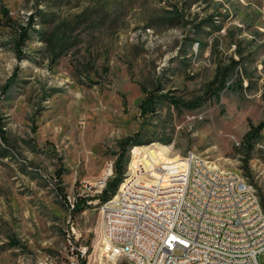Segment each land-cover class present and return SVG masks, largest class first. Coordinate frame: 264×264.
Returning <instances> with one entry per match:
<instances>
[{"label":"rangeland","instance_id":"374dc122","mask_svg":"<svg viewBox=\"0 0 264 264\" xmlns=\"http://www.w3.org/2000/svg\"><path fill=\"white\" fill-rule=\"evenodd\" d=\"M261 123L264 0H0V264H128L109 260L104 199L85 186L135 135L109 196L145 184L136 152L157 145L153 171L194 151L264 210V128L244 139ZM81 193L91 203L70 214L64 195Z\"/></svg>","mask_w":264,"mask_h":264},{"label":"built area","instance_id":"2783aa9c","mask_svg":"<svg viewBox=\"0 0 264 264\" xmlns=\"http://www.w3.org/2000/svg\"><path fill=\"white\" fill-rule=\"evenodd\" d=\"M177 158V166L166 171H153L151 158L149 167L145 160L136 159L132 170L135 175L148 171V179L143 185H134L133 179L127 187H145L143 203L117 236H110V224L124 204L113 196L102 203L103 237L110 251L122 252L128 264L141 261L142 253H149L142 264H259L258 257L264 253V210L255 189L242 175L217 170L194 151ZM194 167H208V175L193 177ZM114 174L111 163L108 175L86 184L96 192L97 201ZM205 180L220 187V196L212 197L211 190L196 204L186 205L189 190ZM79 196L85 198L84 193ZM64 200L72 214L77 199ZM198 205H208L209 214H200ZM202 254H209V263H202Z\"/></svg>","mask_w":264,"mask_h":264},{"label":"bare ground","instance_id":"6f19581e","mask_svg":"<svg viewBox=\"0 0 264 264\" xmlns=\"http://www.w3.org/2000/svg\"><path fill=\"white\" fill-rule=\"evenodd\" d=\"M152 147H158V146L153 145ZM152 147L150 148V152H146L145 150H142V149H138L136 152L137 160L138 161L145 160L146 166L149 161L151 162V159L153 163H155L154 164L155 166L157 165V162L163 161V160L161 161V157L158 151H153ZM161 150L165 156H168V154L170 153V150L168 149V147L161 148ZM142 154L144 155L143 156L144 159H141ZM108 172L104 176L108 175ZM137 173H139V175H144V171H138ZM204 175H208V167H194L193 177H203ZM132 179L133 177L131 179H128L122 185L121 190L119 192V195H122V198H120L119 201L124 198L121 202V204H124V206H123V209L119 212V214H116L115 216H113L112 222L110 224V236H117V233L120 232V229H124V224H128L129 219L133 218V216L136 215L137 208L141 204L139 193L141 192L142 187L135 188L134 190L133 188L130 189V187H127V184H129V182ZM140 182L141 180L137 181L134 185H140ZM211 190H212V197L220 196V187H213L212 180H205L203 182L198 183L196 187H192L189 190L188 197L186 198V205L196 204L197 200H200L202 196H208ZM198 212H200V214H209L208 205H198ZM104 245L108 249L109 260L112 261L110 246L106 240H105ZM148 260H149V253H142L141 261H133V264H142V261H148ZM202 263H209V254H202Z\"/></svg>","mask_w":264,"mask_h":264},{"label":"trees","instance_id":"16d2710c","mask_svg":"<svg viewBox=\"0 0 264 264\" xmlns=\"http://www.w3.org/2000/svg\"><path fill=\"white\" fill-rule=\"evenodd\" d=\"M26 40H27V35L24 32L21 36L20 44H23ZM154 106H155L154 99L152 97H147L145 99V101H143V103L140 106L141 113L145 115L146 113L154 112ZM263 128H264V123H261L257 127L252 126L251 129L249 130V132L244 137L245 142L250 143L254 139L256 134L261 132ZM136 137H137V135H135L133 137H127L120 142L121 152L119 153L117 160H116V163H115V173H116L117 177H116V179H114V181H110L107 189L104 190L103 195L101 197V200L104 199V202L107 201L112 195L115 194L114 192L116 191L118 185L123 182V179H124L125 174L127 172V170L124 171V169H123V161H124L125 156H126V149L130 145H134L136 143ZM128 164H129V162H128ZM128 164H127V168H128ZM59 177H60V175H59ZM110 190H112L114 192H113V194H111L109 196L108 193L110 192ZM66 197H67V195H64L63 198L66 199ZM87 202L88 201L83 199V198H80L79 200H77V203L75 205V208L72 211V214H76V213L81 212L86 207ZM81 264H87V262L82 260Z\"/></svg>","mask_w":264,"mask_h":264}]
</instances>
